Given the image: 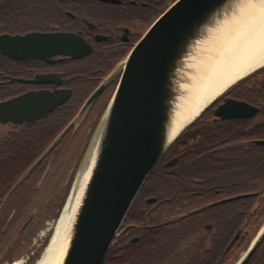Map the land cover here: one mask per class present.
<instances>
[{"label": "water", "instance_id": "obj_1", "mask_svg": "<svg viewBox=\"0 0 264 264\" xmlns=\"http://www.w3.org/2000/svg\"><path fill=\"white\" fill-rule=\"evenodd\" d=\"M242 1L244 0H174L149 25L117 67L120 72L118 81L87 141L60 213L56 219H51L56 223L61 217L97 136L93 158L60 264H103L144 181L166 151L218 98L254 72L230 85L175 133L176 110L183 95V86L188 83L189 75L199 60L200 47ZM11 38L27 42L30 36ZM31 39L32 46L27 44L22 56L45 57L49 52L81 56L87 52L81 37L73 33L33 35ZM35 39H42V53L34 47ZM52 43L54 49L47 51ZM111 78L112 75L86 98L75 116L19 180L48 154L71 127L83 120ZM70 95L71 90L59 89L55 92L35 90L15 96L0 102V121L19 124L38 119L65 103ZM255 111L254 107L245 102L226 100L218 106L215 114L222 118L246 117L253 115ZM256 143L264 144V139L256 140ZM175 161V158L170 160L166 166ZM249 195H236L219 202ZM31 218L32 215L23 227ZM240 231L238 229L234 234L227 249L239 237ZM50 232L41 254L50 243L53 230ZM263 238L264 223L235 263L248 264ZM21 258L24 262L25 257Z\"/></svg>", "mask_w": 264, "mask_h": 264}, {"label": "flooded vegetation", "instance_id": "obj_2", "mask_svg": "<svg viewBox=\"0 0 264 264\" xmlns=\"http://www.w3.org/2000/svg\"><path fill=\"white\" fill-rule=\"evenodd\" d=\"M173 1L0 0V102L29 91L47 90L55 92L59 89H69L71 95L67 101L74 95L81 97L80 108L86 98L112 75L110 81L90 106L88 116L79 127V130L87 129L118 81L120 72L117 67L149 25ZM55 33H73L80 36L83 40L82 45L85 46L87 52L81 56L54 52H49L45 57L22 56L24 49L28 46L27 44L32 46L33 40L31 38L33 35ZM27 35L30 36L27 42L11 38ZM35 42L34 47L40 49L42 53L44 46L42 39H35ZM45 47L49 46L45 45ZM49 49H54L53 43L46 50ZM39 77H43L45 80L39 79ZM239 82L218 98L206 113L215 122L214 125L217 129L223 125L227 127L228 136L216 141L217 144H222L214 151L217 154L219 149L225 147L226 159L231 168L230 173L232 174L235 163L241 162L246 155L245 161L249 160L255 164H260V168L254 172V176L258 177L263 175L262 169L264 168V144L256 143V140L264 139V66ZM226 100L245 102L254 107L256 111L253 115L246 117L222 118L217 116L215 110ZM56 108L32 121H23L19 124L11 121H0V145L2 143L10 144L11 141L16 140V137L13 136L25 131L26 125L30 122L40 119L47 120L49 116L54 117ZM56 128L57 123L55 121L48 122L47 120L44 122L42 125L43 141H46ZM21 136L23 138L24 133ZM72 139L74 138L70 137L68 140ZM171 147L166 151V153L170 152V155L163 161V165L168 168L165 171L164 179L165 200H167L168 205L174 206L176 209L189 207L193 210H200L228 202H219L229 197L221 196L218 189H215L211 196L209 194V196L205 195L200 198L203 199L200 203L186 202L183 197L185 195L183 192L186 191L185 186L177 185V183L182 182L177 176L183 178L182 175L186 171L173 169L179 161V154H175L176 150L171 149ZM57 154V151H51L47 157L46 162L50 161L51 164L50 167L45 166V168L47 166L49 168L46 176L54 175L57 170L55 163ZM174 158L176 159L175 163L166 166V163ZM191 193L201 194L202 192L193 191ZM142 199L135 209L134 235L130 239L131 242H134V264H143L140 261L141 256L145 251L152 250L155 241L160 240L159 237L164 235L170 240L171 246L182 247L176 250L177 255L186 254L188 251L193 253L194 248L201 247L199 255L202 263H218L217 233L210 236L200 233L198 230L199 233L195 239L191 243L185 244L187 242V223L191 224L195 221L184 219L185 213L173 211L170 213V218L161 222L157 220L158 218H153L154 215L160 214L155 209L157 198L149 195V192L146 191L143 193ZM24 205V196L18 198V210L17 204L12 202L11 197H7L6 194L0 196V264L8 262V259L16 253H21L20 257H25V264L30 260L31 255L29 253L22 254V252L26 243L25 237L28 229L26 227L33 220L34 214H31L30 222L23 227L30 218H26L25 213L19 212ZM12 222L15 226L19 224V230H24V232H20L19 235H17L18 233L12 235ZM131 226L132 224L123 221L118 235L127 232ZM202 226L206 233L214 229V223L211 220H206ZM194 229L195 227H193ZM12 240L15 242L17 251L7 253L6 251L10 250L12 246ZM227 246L225 252L232 247L227 249ZM148 264H153V262Z\"/></svg>", "mask_w": 264, "mask_h": 264}, {"label": "trees", "instance_id": "obj_3", "mask_svg": "<svg viewBox=\"0 0 264 264\" xmlns=\"http://www.w3.org/2000/svg\"><path fill=\"white\" fill-rule=\"evenodd\" d=\"M109 97L106 99L107 101ZM81 101V97L74 95L69 101L56 108L54 117L51 118L49 116L47 118L48 122L55 121L57 128L46 141H43L42 125L47 120L40 119L27 124L25 131L15 134L13 137H16V140L11 141L10 144L2 143L0 145V196L6 194L7 197H11L12 202L17 204V210L19 209L18 198L24 196L25 205L19 212L25 213L26 218L34 214L33 220L28 225L29 227H26L28 228L25 237L26 243L22 254L31 253L30 244L32 237L45 220L56 219L58 217L67 195L66 193L60 198L59 209L56 207H46V204L52 198L48 188L54 184V178L46 176L49 170L48 166L50 167L51 164L50 161L46 162L47 157H49L51 151L56 152L60 146H69L81 134H83L85 139V148L107 101L104 102L99 112L93 117L91 125L87 129L79 130V127L86 119V116H88L89 110L77 126L71 127L48 154L25 177L21 180L19 179L75 116ZM207 110L182 133L171 147V149L176 150L175 154H179V161L173 169L186 171L182 175L183 178H180L179 175L177 176L178 179L182 180L177 185L181 187L185 186L186 188V191L184 190L185 192H183L185 193L183 195L184 200L191 204L200 203L203 200L200 198L205 195L209 196V194L211 196L215 189H218L219 194L224 197L241 194L250 195L229 200L212 208L200 210H193V208L189 207L186 209H176V207L168 205L167 200H165L166 194L164 189L165 171L168 168L163 165V161L170 155V152H167L148 175L140 193L125 217L124 222L130 223L132 226L127 232L119 234L116 237L115 243L109 249L103 264H134V242H131L130 239L134 235L135 209L137 204L143 200L142 195L146 191L149 192V195L157 198L155 209L160 214L154 215L153 218H158L157 220L163 222L171 217L170 213L177 211L185 213L184 219H193L195 221L191 224L187 223V242L185 244H189L195 239L199 233L198 230H200V233L210 236L217 233V264H227L234 259L240 246L257 232V223L264 218V168L262 169V176H254V172L260 168V164H255V162L247 159L245 161V157L247 158L245 155L241 162L235 163L233 172L232 174L230 173L231 168L226 159L225 147L219 149V153L217 154L214 151L215 148H218L222 144H217L216 141H220L221 138L228 136L227 127L223 125L217 129L214 125L215 122L206 113ZM22 133H24L23 138L21 136ZM70 137L74 139L68 140ZM223 151L224 154H222ZM46 165H48L47 168H45ZM75 169L67 178L69 185ZM193 191H201L202 193L192 194L191 192ZM206 220H211L214 223V229L207 233L202 226ZM11 224L12 235L15 233L19 235L20 232H24V230H19V224L17 226L13 222ZM193 227H195L194 230ZM238 229H241L239 238L229 251L225 252L228 242ZM159 239L153 244L152 250L145 251L141 256L140 261L143 264H148L151 261L153 264H204L201 262L199 255L201 247L194 248L193 253L187 250L189 253L187 252L179 256L176 250L182 247L171 246L170 240L165 235L159 237ZM46 242L47 239L44 245ZM14 243V240H12L11 245L14 247L15 252L17 251V247H15ZM42 249L39 252L31 254L27 264H34ZM20 254L16 253L11 256L8 262L18 259ZM248 264H264V238Z\"/></svg>", "mask_w": 264, "mask_h": 264}, {"label": "bare ground", "instance_id": "obj_4", "mask_svg": "<svg viewBox=\"0 0 264 264\" xmlns=\"http://www.w3.org/2000/svg\"><path fill=\"white\" fill-rule=\"evenodd\" d=\"M198 58L188 83L183 86L174 119L175 133L230 85L264 66V0L242 1L205 40ZM96 141L97 136L55 223L50 243L36 264H60ZM7 264H23V260Z\"/></svg>", "mask_w": 264, "mask_h": 264}, {"label": "rangeland", "instance_id": "obj_5", "mask_svg": "<svg viewBox=\"0 0 264 264\" xmlns=\"http://www.w3.org/2000/svg\"><path fill=\"white\" fill-rule=\"evenodd\" d=\"M84 143H85V139L83 134H81L77 139H75L71 144H69V146L62 145L57 150L58 154L55 161V163L57 164V170L55 171L54 175L51 176L52 178H54V184L50 185L48 188V190L51 192L52 198L46 204L47 208L56 207L59 209L60 198L67 193V190L69 188L68 187L69 183L67 181V178L68 176H70L71 172L76 168L77 166L76 164H78L79 160L81 159V156L84 152ZM263 223H264V218L262 221L257 223V229H259ZM54 225L55 222H53L51 219L45 220V222L42 225H40L35 235L32 237V241L30 244L32 254L34 252H39L42 249L44 242L47 239L49 232L53 230ZM255 234H253L247 241H245L240 246L237 254L235 255V258L232 259L227 264H234L236 260H238V258L247 249L248 245L250 244ZM14 250H15L14 247L11 246L10 250H7L6 252L7 253H9L10 251L14 252ZM41 255L42 254L40 253L39 257L36 260H38ZM22 259L23 258L20 257L17 260H22ZM35 261L34 264H36ZM23 264L25 263L23 262Z\"/></svg>", "mask_w": 264, "mask_h": 264}]
</instances>
